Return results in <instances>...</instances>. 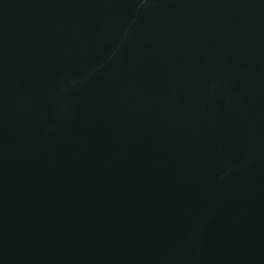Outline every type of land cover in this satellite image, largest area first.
<instances>
[{
  "label": "water",
  "instance_id": "95a60500",
  "mask_svg": "<svg viewBox=\"0 0 264 264\" xmlns=\"http://www.w3.org/2000/svg\"><path fill=\"white\" fill-rule=\"evenodd\" d=\"M0 264H264V0H0Z\"/></svg>",
  "mask_w": 264,
  "mask_h": 264
}]
</instances>
